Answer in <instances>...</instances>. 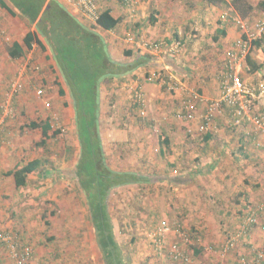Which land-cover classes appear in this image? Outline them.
Masks as SVG:
<instances>
[{
    "label": "crops",
    "instance_id": "obj_1",
    "mask_svg": "<svg viewBox=\"0 0 264 264\" xmlns=\"http://www.w3.org/2000/svg\"><path fill=\"white\" fill-rule=\"evenodd\" d=\"M59 1L81 23L91 26L90 22L74 8L64 4L63 0ZM248 1L254 6V11L243 19L232 6V0H224L220 5L208 4L202 0H143L136 7L126 5L124 0H98L101 10L110 9L112 16L120 20L114 30L96 29L105 39L111 58L125 65L140 62L138 67L124 75H131V80L134 81L126 93L116 91V94L112 95L111 91L110 95L118 98L112 108L108 104L109 92L104 89L106 85L100 87L99 129L105 156L110 161V156L116 154L114 160H124L129 166L134 163L136 156L121 159L123 146L134 145V148L128 149L136 152V144L143 147L146 143L154 145L155 140H158V133L152 130L149 126L151 124L139 127L137 122L141 119L134 122V117L129 114L130 108L136 110L140 117L147 115L149 120L155 121L154 127L158 126L160 129L159 139L161 138L165 144L167 140L170 146L168 152L166 148H158L164 162L161 165L162 173L166 175L168 169L165 166L169 165L173 170L169 177H183L188 180V183L174 186L176 190L181 191L179 213L185 214V222H188L191 230L199 229L198 233L201 235L208 233L206 236L208 241H211L210 238H216L218 217L230 224L229 231L234 230L242 222L247 203L257 205L264 201V130L257 129L255 125L246 121L237 124L234 122L233 109L225 104L215 114L208 129H203L208 102L217 100L221 95L228 55L235 50L239 41L247 38V32L241 30L234 19H241L251 28L253 22L249 24L247 22L254 12L260 14L262 11L258 4L264 0H258L257 3L255 0ZM225 4H229L230 7L225 9L223 7ZM15 11L17 14L13 16L0 7V197L4 195L5 198L13 186L16 187L14 177L8 175V172L15 171L32 160H42L43 170L41 167L36 171L41 178L52 177L50 172L45 171L46 163L49 161L42 157L29 161H21L18 158L21 144L16 139L14 129L18 124L22 126V123L14 118L21 108L25 107L24 109L31 113L32 118L28 124L32 121L49 120L52 129L55 130L51 118H56L64 128H67V138L73 143L70 150L76 154L75 164L70 162V157L66 159L68 164H73L75 168L80 154V142L75 129V107L70 88L61 77L50 49L44 50L49 53H45L41 59L36 54L38 44H33L31 49L24 44L28 30L20 21L19 12L16 9ZM34 29L35 26L32 30ZM129 38L133 39L132 42ZM145 41H162L165 42V46L161 52L148 51L141 47V43ZM14 44H17L22 52L21 57L11 56ZM255 47L253 46V50ZM127 52L131 55H127ZM147 55L152 56L151 59H148ZM51 60L57 66V73L54 74V78L45 71L46 69L41 74L43 85L40 87L45 90L42 103L28 102L27 92L22 94L12 92L11 87L15 82L21 81L27 86L31 80L36 82L40 79L31 66L38 69V64L43 67L44 61ZM252 61L254 65H260L264 63V57L259 56L255 60L252 58ZM22 64L24 68L21 67ZM28 65L29 68L25 71V66ZM247 65L249 68V64ZM152 68L161 69L158 71L162 73L159 82L149 80L154 72L144 80L142 70ZM247 69L242 74L244 81L257 87L264 83V65L251 73ZM19 70L25 73L20 74ZM191 78L194 81L190 83L188 79ZM138 92L144 95V105L139 104L136 99ZM44 101L50 103V108L44 106ZM185 102H191L194 107L192 120L185 118L183 108ZM259 108L261 112L264 111V99L260 100ZM111 109L114 112H111L112 117L108 115ZM9 110L10 114L7 115ZM122 115L125 118L121 117ZM123 119L125 127L121 126ZM128 123H132V126ZM140 128L144 131L135 134ZM31 130L39 132L40 146L43 147L54 138L63 136L59 134L53 137L51 130L49 132L51 137L43 144L41 129ZM21 148L23 151L24 147ZM142 149L150 152L148 148ZM109 165L114 169L112 162ZM36 172L28 175L24 187L29 183L30 176ZM234 198L238 202H235ZM5 202L0 199L1 206H8L9 203ZM5 214L0 212V231L13 233V229L10 228L12 221H7ZM261 236L257 231L251 241L260 243ZM94 240L101 252L95 233ZM25 242H29L26 245L34 247L30 241ZM223 242L221 239L218 244ZM245 244L237 251L249 252L250 246ZM35 258L34 253L32 264H35ZM102 260L105 264L104 258ZM8 264L14 263L12 261Z\"/></svg>",
    "mask_w": 264,
    "mask_h": 264
},
{
    "label": "rangeland",
    "instance_id": "obj_2",
    "mask_svg": "<svg viewBox=\"0 0 264 264\" xmlns=\"http://www.w3.org/2000/svg\"><path fill=\"white\" fill-rule=\"evenodd\" d=\"M257 2L258 0H255V3ZM189 7L192 8L191 6ZM223 7L227 9L230 6L225 4ZM260 16L261 14L257 12L253 13L252 18L247 22L248 24L253 22V26L251 25V28H249L246 25L247 28L245 30L247 32H252L254 24L260 20ZM17 20L20 19L17 18ZM20 21L29 31L30 27L27 22L22 19ZM10 40L12 39L10 38ZM263 45L262 47H264ZM252 50L253 46H251V57L254 60L259 56L264 57V49L255 47ZM45 53L49 52L39 47L37 48L36 54L39 56L38 58L41 57L43 59ZM166 58H168V55ZM44 63L43 67L38 64V69L36 70L31 66L33 72H36L37 76H39V80L36 82L31 80L27 86L19 81L22 83V89L17 94L27 92L28 102L39 101V103H42V98L37 95V90L41 88L40 85H43L41 83L43 78L41 74H43L44 69L52 78L57 73V66L52 60L44 61ZM23 65H21L22 68H24ZM184 66L190 68L187 65ZM25 68V71H27L29 65L25 66ZM154 69L142 70L144 80L153 72L161 71V69ZM19 71L20 74L25 73H21V70ZM131 78V75L123 76L122 80H114L108 85L106 84V87L104 85V89L109 92L108 104L111 108L118 100L117 97H112V95L116 94V91H120V93L124 91L126 93L130 85L134 84ZM188 81L191 83L194 80L191 78ZM111 91L112 95H110ZM24 108H21L14 118L17 122L22 123V126L18 124V127L14 129L17 136L16 139L21 144L18 158L21 161H29L36 157H42L49 161L46 163L45 171L50 172L52 177L41 178L40 174H38L39 172H36L30 176L26 187L17 188L13 186L12 191L8 194L6 193V198L1 195L0 199L3 202L8 199L5 204H9L8 206L0 205V212L6 213L7 221H12L10 228L13 229L12 232L18 238L20 244H26L29 242L25 241H30L34 245L35 264H103L102 252H99L95 244V231L90 221L86 198L81 192L77 180L72 176L74 165L68 164V160L66 161L70 157V162L74 164L76 162V154L70 150L73 143L67 138V128H64L65 130L61 132L63 136L57 139L54 138L45 144L44 147L40 146L39 132L27 127L32 117L31 113ZM124 109L126 110V106ZM111 110L108 113L110 117H112L111 112H113V109ZM129 114L134 117L135 123L143 118L144 122L142 125L140 124L141 126L151 124L149 126L152 127V130L158 133V140H155L154 145L153 143H146L142 147L136 144V152L133 149H128L134 148V145L123 146L120 154L121 159L136 156L134 163L127 166L124 160H117V162L114 160L116 157V154H114L110 156V161L114 165L113 170L133 171L161 178L169 177L168 175L173 170L171 166L166 165L165 167L168 169L166 175L162 173L161 165L164 162L158 148H166V152H168L170 146L164 145L163 140L159 139L160 129L158 126L154 127L155 121L149 120L147 115H141L142 117H140L137 111L131 108ZM149 116L151 118V114ZM121 117L125 118L124 115ZM123 120V125L121 126L125 127V119ZM51 122L55 130H62L63 127H58V125L63 126L58 119L56 121L51 118ZM128 124L132 126V123ZM140 125L138 126L140 127ZM142 131H144L143 128L137 129L135 134ZM21 147H24L23 151ZM142 148H148L150 152ZM110 161H108L109 164L111 163ZM174 186L175 184L169 182L157 181L151 184L121 186L111 191L108 198V210L114 225L115 238L122 250L123 264H180L172 261L164 252H159L152 241L151 235L159 231L164 221H167L172 226L171 232L166 236V241L168 243L179 242L182 248L192 257L193 264H239V254H244L245 252H231L227 256H223L222 252H219L222 244H218V242L221 239L224 240L225 230L230 228V224L225 223L218 217L216 238H210L211 241L207 240L206 236L208 233L201 235L198 233L199 229L191 230L188 222H185V214L179 213L180 208L178 206L181 191L176 190ZM234 201L238 202L235 198ZM193 220L195 221V215H193ZM177 225L187 232L188 243L180 240L174 233ZM194 249L200 250L201 253L195 255ZM0 257L3 264L12 263L9 252L3 247L0 250Z\"/></svg>",
    "mask_w": 264,
    "mask_h": 264
},
{
    "label": "trees",
    "instance_id": "obj_3",
    "mask_svg": "<svg viewBox=\"0 0 264 264\" xmlns=\"http://www.w3.org/2000/svg\"><path fill=\"white\" fill-rule=\"evenodd\" d=\"M208 4L220 5L224 0H202ZM232 6L238 10L243 19L253 11L254 6L248 0H232ZM0 7L11 15L16 16L15 9L20 18L27 22L30 31L24 38L28 49L33 44L43 50L50 49L58 64V70L65 83L70 88L75 107L76 134L80 142V154L77 166L72 176L77 180L81 192L84 194L90 213V221L95 231L97 243L101 249L106 264H123L122 250L114 234V225L108 210V198L114 188L135 185L151 184L165 181L175 185L188 183L183 177H154L136 172H123L113 170L105 156L99 129L100 87L127 75L140 65L135 62L129 65L117 63L111 58L105 39L96 29L110 31L116 29L119 19L112 16L111 10L104 8L96 25L86 26L69 13L65 5L59 0H0ZM261 11V21L264 17V1L258 4ZM258 22V21H257ZM254 24V28L257 24ZM35 26V29L33 27ZM246 39V38H245ZM264 34L253 40L251 46L264 49ZM264 46V45H263ZM127 55H131L127 52ZM13 58L22 56L17 44L11 51ZM147 55L148 59H151ZM247 71L254 72L264 63L254 65L251 58V49L246 59ZM251 66V68H250ZM253 67V68H252ZM255 68V69H254ZM144 121H138L142 125ZM31 129L40 128L44 144L51 136L56 137L64 131L53 130L49 120L45 122H30ZM166 144L168 146V141ZM42 160L35 159L15 171L8 172L14 177L17 188L24 187L28 175L42 167ZM246 245L250 246V243ZM195 255L201 253L194 250Z\"/></svg>",
    "mask_w": 264,
    "mask_h": 264
},
{
    "label": "built area",
    "instance_id": "obj_4",
    "mask_svg": "<svg viewBox=\"0 0 264 264\" xmlns=\"http://www.w3.org/2000/svg\"><path fill=\"white\" fill-rule=\"evenodd\" d=\"M124 1L126 5L136 7L142 3L143 0ZM63 2L79 12V14L88 20L91 25L97 24L101 14L98 0H63ZM234 21L241 29L245 30L247 28L246 24L241 19L235 18ZM263 34L264 17L261 21L257 22L252 32H247V38L239 41L235 50L229 53L227 68L225 69V80L222 82V92L217 100L208 102L207 112L204 116V130L208 129L213 122L215 114L224 104L233 109L234 122L237 124H242L246 121L255 125L257 129L264 130V111L261 112L259 108L260 100L264 99V83H261L257 87L244 81L242 78L252 41L262 37ZM132 40V38H129L130 42H132ZM164 46L165 42L162 41H145L141 43L143 49L153 52H161ZM161 78V72H154L149 80L159 82ZM11 88L13 93H17L22 89V83L15 82ZM37 95L40 98H44L45 90L39 88L37 90ZM136 99L139 104L144 105V95L140 92L136 94ZM44 106L50 108V103L44 101ZM183 108L185 118L192 120L194 118L192 113L194 107L191 105V102H185ZM8 114H10V110L7 115ZM54 119L57 121L56 118ZM58 127L61 128L59 125ZM246 206L243 212L242 222L239 226L231 231H229V229L225 230L224 242L219 252H222L223 256H227L231 252H238L237 250L242 249L245 243H250V251L240 254L238 263L264 264V201L257 205L247 203ZM171 229L172 226L167 221L162 222L159 231L151 235L155 247L159 252H164L168 255L174 262L180 264H193L192 257L182 248L179 242L168 243L166 241V236L171 232ZM257 231L262 235L260 243L251 241ZM174 233L180 240L188 243V234L179 225L175 226ZM2 247L9 252V256L14 264H32L35 253L33 247L20 244L18 238L13 233L0 231V250ZM0 264H3L1 257Z\"/></svg>",
    "mask_w": 264,
    "mask_h": 264
}]
</instances>
